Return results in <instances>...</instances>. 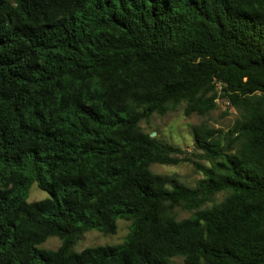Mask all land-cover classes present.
Here are the masks:
<instances>
[{
  "label": "trees",
  "instance_id": "obj_1",
  "mask_svg": "<svg viewBox=\"0 0 264 264\" xmlns=\"http://www.w3.org/2000/svg\"><path fill=\"white\" fill-rule=\"evenodd\" d=\"M181 105L191 151L141 126ZM0 264H264V0H0Z\"/></svg>",
  "mask_w": 264,
  "mask_h": 264
},
{
  "label": "rangeland",
  "instance_id": "obj_2",
  "mask_svg": "<svg viewBox=\"0 0 264 264\" xmlns=\"http://www.w3.org/2000/svg\"><path fill=\"white\" fill-rule=\"evenodd\" d=\"M184 105L179 106L175 111L169 112L162 117L153 116L148 124H141L145 132L155 133L160 139L169 143H174L188 151L192 150V132L191 126L199 124L202 119L196 115L189 118L183 115ZM227 113V114H226ZM237 119L234 110H227L225 104L219 103L218 109L212 112L206 121L215 128L229 130ZM151 171L157 174L176 176L181 183L193 186L198 179L194 173L193 167L189 164L176 167L152 165ZM49 198L48 193L41 191L36 184H33L29 190L28 202L41 201ZM221 196L216 200H220ZM179 218H186L190 214L186 211H178ZM117 232L115 235H102L97 231H89L73 247L74 252H81L86 248L96 246H115L121 244L129 233L130 223L119 220L117 222ZM60 241L56 238H49L40 248L47 250H56L60 246Z\"/></svg>",
  "mask_w": 264,
  "mask_h": 264
},
{
  "label": "water",
  "instance_id": "obj_3",
  "mask_svg": "<svg viewBox=\"0 0 264 264\" xmlns=\"http://www.w3.org/2000/svg\"><path fill=\"white\" fill-rule=\"evenodd\" d=\"M150 136L151 137H154V136H156V134L155 133H151Z\"/></svg>",
  "mask_w": 264,
  "mask_h": 264
}]
</instances>
